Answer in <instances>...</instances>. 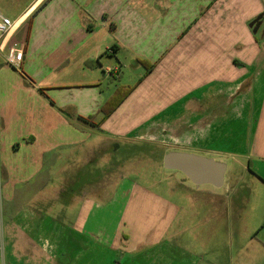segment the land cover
Returning <instances> with one entry per match:
<instances>
[{"label": "crops", "instance_id": "1", "mask_svg": "<svg viewBox=\"0 0 264 264\" xmlns=\"http://www.w3.org/2000/svg\"><path fill=\"white\" fill-rule=\"evenodd\" d=\"M229 3L228 0H32L14 17L3 12L16 22V27L0 40V199L12 197L16 185L30 182L46 168L48 175L57 168L64 176L59 186L64 191L71 188L65 177L68 172L76 175L74 183L85 175V187L91 192L73 198L82 201L76 224L80 228L75 235L63 230L58 237L65 240L69 234L75 237L76 244L85 242L94 251L101 248L105 254L122 245L116 246L115 235L108 226L98 227V216L93 213L98 199L93 191H99L98 170L93 179V163L97 165L101 144L124 151L125 143L145 139L157 129L162 132L160 141L169 135L174 142L191 143L200 150L196 155L225 163L218 157L232 152L212 146L234 137L232 124L240 123L244 130L247 128L254 102V76L248 67L242 66L234 70L228 81L211 83L209 71L190 74L184 73V68L193 69L185 58L194 61L211 45H219L217 56L225 57V53H220L225 37L215 39L212 28L217 23L223 24L227 9L231 8ZM253 7L256 12L261 11L258 5ZM262 27L260 30H264ZM12 48L24 49L20 68L7 62ZM139 59L156 66L147 74ZM232 62L235 67L243 65L239 59ZM134 63L139 65L136 82L123 83L126 71ZM142 77L144 80L137 84ZM112 80H118L119 84L114 86ZM133 85H137L135 90L100 127L77 118L96 116L94 122L98 123L103 117L100 109L116 90ZM228 95L234 98V103L225 102ZM60 109L77 116L71 118ZM253 150L257 151L255 143ZM82 166L88 169L83 171ZM110 170L109 173H115L114 166ZM126 179L108 187L113 192L106 198L108 206L125 202L124 214L132 206L130 200H140L147 193ZM184 186L200 187L192 182ZM223 187L231 190L232 184L225 182ZM155 201L164 199L159 196ZM255 205L257 212L251 218L252 226L250 223L243 226L241 211L250 208L241 199L203 204L207 213L203 221L223 220L224 248L231 251L228 262L226 259L223 264H264V200ZM168 208L169 212L156 217L154 227L147 231L155 243L175 222L199 216H185V207L180 202L171 201ZM31 216L37 221L34 213ZM237 216L240 227L234 230L233 223H227L226 218ZM167 222L169 229L167 225L164 227ZM43 228L40 226L28 235V245L23 249L27 255L24 264H56L53 260L66 256L67 247H59L54 253L41 245V240L36 241L41 238ZM17 253L18 248L9 246V251L1 255L0 249V264H18ZM185 253L191 256L190 264H200L199 256ZM176 263L179 262H171Z\"/></svg>", "mask_w": 264, "mask_h": 264}, {"label": "rangeland", "instance_id": "2", "mask_svg": "<svg viewBox=\"0 0 264 264\" xmlns=\"http://www.w3.org/2000/svg\"><path fill=\"white\" fill-rule=\"evenodd\" d=\"M31 1L0 0V9L14 17ZM228 1L231 8L227 9L228 13L226 18L224 17L223 24L219 26L217 23V26L212 28V32L215 30V39L220 36L225 37L222 43L225 45L220 47V53H225L226 61L222 56V58L217 56L219 45H211L202 57L195 58L194 61L185 58V63L192 64L193 69L186 67L184 73L190 72L191 74L195 71L197 74L207 70L211 76V83H220V79L222 82L228 81L234 76V70L236 68L240 70L243 66L248 67L249 73L254 76L252 86L254 102L250 107L247 128L244 130L240 123L232 124L230 129L234 137L231 140L214 142L212 146L215 149L232 152L223 158L218 157L228 164L225 182L232 184V189L225 190V187L215 188L212 185L186 189L184 185L191 181L179 171L164 168V156L166 152L173 150L187 149L182 152L193 154L200 150L191 143L187 144L188 142L185 144L181 141L174 142L169 135L164 141H160L162 132L153 129L145 136V139L125 143L124 151L118 152L113 149L112 145L101 144L97 165L93 163L94 172L98 170L97 182L99 183V191H93L98 198L93 206V213L98 216L97 225L99 228L108 226V230L115 235L116 246L121 243L122 248L120 246L113 252L109 250L104 254L101 248L94 251L85 242L76 244L75 237L69 234L65 240L58 237L63 230L72 232L74 235L77 233L80 227L76 224L82 211V201L73 198H79L78 195L91 192V190L85 187L86 183L83 181L86 180L85 175H83V180L78 178L79 180L74 183L72 180H75L76 175L70 172L65 175L69 180L70 190H59L60 184H63L60 179L64 176L62 177L57 172V168H54V173L48 175L49 169L46 168L30 182L16 185L12 197L3 196L0 199L1 255L9 251V246L18 248L16 256L18 264H24L27 255L23 249L28 245V235L43 226L41 238L36 241L41 240V245L48 246L54 253L59 251V247L65 246L69 249L65 251L67 253L65 257L58 256L56 260H53L52 263L56 264H154L155 262L171 264L173 260L179 262L176 264H190L191 256L186 255V251L199 256L200 264H223L226 259L228 262L231 251L228 247L224 248V224L221 223L223 220L213 218L207 222L203 221L207 213L202 206L212 200L241 199L250 208L248 211L245 208L242 209L241 223L243 226L247 223L252 226L254 222L252 219L257 212L255 204L264 200V30H259L257 34H254L253 30L251 32L249 29L252 21L257 18L256 16L264 14V0ZM256 5L259 6L260 12H256V8L253 7ZM233 59H239L243 65L235 67ZM252 59L254 62H250ZM138 67V63H134L133 67L126 71L123 83L134 84L136 82ZM112 81L114 86L119 84L118 80ZM172 98H174V93ZM234 101V98L232 99L229 95L225 99V102L229 103H234ZM168 131L169 129L166 132ZM254 143L257 147L255 153L254 150L252 151ZM205 154L208 153L205 152ZM106 164L109 165L108 168ZM113 166L114 174L109 173L113 170H110ZM82 169L85 171L88 167L82 166ZM121 170L125 173H120ZM106 171H108L107 174ZM96 174L95 172L93 179L96 178ZM124 177L132 183H137L147 192L146 195L139 197L140 200H130L132 206L129 207L127 214L123 213L125 202L108 206V200H106L107 196L113 192L107 188L112 187L113 184L116 186L117 182ZM60 192H62L61 195L66 192L67 194L61 197ZM193 195H196V198ZM159 196L164 201H155V198ZM193 199L195 200L192 201ZM171 201L180 202V206L185 207V216L196 214L199 216L195 219L184 218L180 222H175L170 229L169 222L164 223V227L167 225L166 229L169 230L164 231V235L158 238L160 241L155 243L148 237L147 231L154 227L156 217L169 212L168 207ZM32 213L34 217H38L37 221L32 218ZM238 221H240L238 216L231 220L226 218L227 223H233L234 230H239ZM64 242L67 244L65 245ZM12 243H14L13 246Z\"/></svg>", "mask_w": 264, "mask_h": 264}, {"label": "water", "instance_id": "3", "mask_svg": "<svg viewBox=\"0 0 264 264\" xmlns=\"http://www.w3.org/2000/svg\"><path fill=\"white\" fill-rule=\"evenodd\" d=\"M264 14L259 15L250 27L254 34L258 33L261 19ZM164 168L183 173L193 184L197 186L212 185L222 188L225 184L228 165L208 158L188 152L170 151L164 156Z\"/></svg>", "mask_w": 264, "mask_h": 264}, {"label": "trees", "instance_id": "4", "mask_svg": "<svg viewBox=\"0 0 264 264\" xmlns=\"http://www.w3.org/2000/svg\"><path fill=\"white\" fill-rule=\"evenodd\" d=\"M139 62L146 68L147 70V74L149 72H151L155 66L156 63H152L149 60H145V59H139ZM145 77H142L137 84H140ZM137 85H133V86H120L115 94L113 95V97L107 101L104 106L100 109V113L103 115V117L98 121V123H95L94 120L96 118V116L90 117L88 119H84L81 117H77L78 119L84 120L85 122L91 123L97 127H100L105 120L126 100V98L135 90ZM63 113L67 114L69 117L73 118L76 117L77 115H75L73 112L68 111V110H63L60 109ZM136 147V146H135ZM136 149H134L135 151Z\"/></svg>", "mask_w": 264, "mask_h": 264}, {"label": "built area", "instance_id": "5", "mask_svg": "<svg viewBox=\"0 0 264 264\" xmlns=\"http://www.w3.org/2000/svg\"><path fill=\"white\" fill-rule=\"evenodd\" d=\"M16 27V22L6 16L0 9V40L7 37ZM24 57V49L12 48L7 56V62L14 68H20ZM116 71V70H115ZM115 73V72H114Z\"/></svg>", "mask_w": 264, "mask_h": 264}, {"label": "flooded vegetation", "instance_id": "6", "mask_svg": "<svg viewBox=\"0 0 264 264\" xmlns=\"http://www.w3.org/2000/svg\"><path fill=\"white\" fill-rule=\"evenodd\" d=\"M260 22V28H259V30L262 28V26H264L263 24H264V17L261 19V21H259ZM253 30V29H252ZM258 30V31H259Z\"/></svg>", "mask_w": 264, "mask_h": 264}]
</instances>
